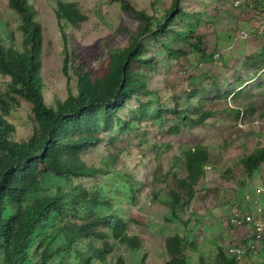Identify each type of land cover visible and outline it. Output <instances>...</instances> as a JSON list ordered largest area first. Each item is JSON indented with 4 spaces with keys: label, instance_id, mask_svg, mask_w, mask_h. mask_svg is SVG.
Wrapping results in <instances>:
<instances>
[{
    "label": "rangeland",
    "instance_id": "1",
    "mask_svg": "<svg viewBox=\"0 0 264 264\" xmlns=\"http://www.w3.org/2000/svg\"><path fill=\"white\" fill-rule=\"evenodd\" d=\"M59 1L78 3L89 20L79 27L61 23L56 13ZM173 1L131 0L137 9L155 16L154 25L165 20ZM237 1L183 0V12L168 33L159 40L144 38L143 58L152 61V67H143V90L120 113L111 132L105 133L106 142L85 155L107 174L83 179L51 174L30 198L56 195L62 188L73 204L83 200L81 193L88 190L90 196L79 205L77 219L90 214H118L126 219L129 233L143 240V248L121 244L111 227L101 226L98 242H111L112 264L121 260L124 264H166V238L176 234L186 240L187 264H222L221 249L225 252L253 236L254 227L237 228L230 221L237 211L257 212L264 206V166L251 176L241 162L264 148V58H260L264 35L255 33L262 11L259 5ZM31 3L44 35L41 77L51 105L57 97L67 99L72 90L78 92L81 61H86V69H95V77L103 76L111 50L130 46L142 25L122 10L120 0ZM22 23L10 0H0V33L7 47L23 46ZM244 31L250 37L243 39ZM198 44L202 53L196 50ZM170 51L187 55L177 58ZM68 58L71 84L64 73ZM10 81L0 72V88L7 89ZM242 81L247 85L242 93L228 94ZM220 92L225 97H218ZM175 108L182 115H176ZM163 109L168 111L161 118L158 112ZM21 112L11 118L18 125L17 140L28 139L35 131L28 110ZM203 112L212 113L204 122ZM176 126L180 133L173 131ZM199 144L208 148L209 159L190 202L179 180L188 176L186 152ZM129 192L134 194L128 198ZM174 192L181 195L183 208L172 209ZM96 200L110 204H96ZM258 245V256L245 257L242 264H264V240Z\"/></svg>",
    "mask_w": 264,
    "mask_h": 264
},
{
    "label": "trees",
    "instance_id": "2",
    "mask_svg": "<svg viewBox=\"0 0 264 264\" xmlns=\"http://www.w3.org/2000/svg\"><path fill=\"white\" fill-rule=\"evenodd\" d=\"M182 1L174 0L165 20L154 25V15L137 9L131 0H120L122 10L142 23L132 43L126 48L111 50L110 63L103 76L95 77V69H86V61H81L78 92L70 91L67 99L57 97L51 105L41 77L44 35L37 21L38 11L32 0H10L11 9L22 19L24 41L22 47H7L0 33V72L11 77L9 87L0 88V264H112L109 260L114 250L111 242L107 240L103 245L98 242L103 225L111 227L121 244L134 250L143 248V240L129 233L128 221L118 214H90L82 220L77 219L81 213L79 205L90 196L88 190L81 193L83 200L73 204L66 200L68 193L62 188L56 195L35 201L30 198L41 191L51 174L60 179L95 178L107 174L104 168L90 164L85 155L106 142L105 133L111 132L120 120V113L143 90L142 78L146 73L143 67H152V61L143 58L144 38L149 35L159 40L168 33L183 12ZM56 13L61 23L67 21L76 27L89 20L75 2L59 1ZM63 30L67 34L64 27ZM200 46L196 45V50L202 53ZM170 54L177 58L187 55L185 51H170ZM260 58H264V53ZM69 64L68 58L64 73L71 84ZM246 86L243 82L228 94H240ZM218 97L225 95L220 92ZM23 108L28 110L35 131L30 138L17 140L18 125L11 118L23 115ZM167 111H159L158 116L162 118ZM174 112L182 115L177 108ZM211 116L212 113L203 112L201 121ZM173 131L180 133L181 128L176 126ZM208 159V148L201 144L186 152L184 165L188 176L179 180V187L188 190L190 202L195 185L206 173ZM241 162L248 174L255 176L264 166V148L246 155ZM134 192H129L128 198ZM172 195V209L183 208L181 195L177 192ZM94 202L110 204L101 200ZM250 239L238 245H248ZM185 242L180 234L166 238V264H187ZM260 248L259 245L258 254ZM221 250L222 264H242L228 253L229 249ZM258 254L248 251L246 257ZM116 264L124 263L121 260Z\"/></svg>",
    "mask_w": 264,
    "mask_h": 264
},
{
    "label": "built area",
    "instance_id": "3",
    "mask_svg": "<svg viewBox=\"0 0 264 264\" xmlns=\"http://www.w3.org/2000/svg\"><path fill=\"white\" fill-rule=\"evenodd\" d=\"M246 0H238L237 3L241 4ZM247 3H253L259 5L260 7V17L258 26L256 27V34L259 36L264 35V0H248ZM250 37L249 33L244 31L242 33V38L246 39ZM264 215V206L260 205L257 212H240L237 211L232 215L230 224L237 228H244L247 226L254 227L253 235L251 237L248 245H238L235 244L231 246L228 250L232 256H235L237 260L243 262L244 258L248 251H251L254 255L258 254L259 243L264 240V219L262 218Z\"/></svg>",
    "mask_w": 264,
    "mask_h": 264
}]
</instances>
